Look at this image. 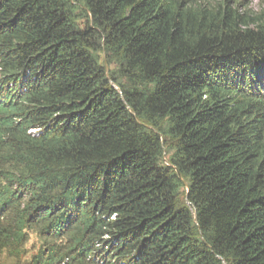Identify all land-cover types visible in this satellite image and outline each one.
<instances>
[{
	"label": "trees",
	"instance_id": "16d2710c",
	"mask_svg": "<svg viewBox=\"0 0 264 264\" xmlns=\"http://www.w3.org/2000/svg\"><path fill=\"white\" fill-rule=\"evenodd\" d=\"M238 6L0 0V257L264 264V10Z\"/></svg>",
	"mask_w": 264,
	"mask_h": 264
},
{
	"label": "rangeland",
	"instance_id": "374dc122",
	"mask_svg": "<svg viewBox=\"0 0 264 264\" xmlns=\"http://www.w3.org/2000/svg\"><path fill=\"white\" fill-rule=\"evenodd\" d=\"M234 1L235 2L237 1V3L239 4L238 7H244L247 12H252V13L254 12V13H256V12H261V11L264 10V0H234ZM103 66H104V69H107V74L106 75H108V68H109L108 65H106V63H104ZM107 78H108V76H107ZM111 84L115 88H117L116 85L113 84L112 82H111ZM164 157H165V155H164ZM27 237H28V241L25 244V249L28 252H32L34 249L37 248V246H38V240H37V238H36V236L34 234H27ZM0 260H1V263L2 264H12V261L9 260L6 256L1 257Z\"/></svg>",
	"mask_w": 264,
	"mask_h": 264
},
{
	"label": "bare ground",
	"instance_id": "6f19581e",
	"mask_svg": "<svg viewBox=\"0 0 264 264\" xmlns=\"http://www.w3.org/2000/svg\"><path fill=\"white\" fill-rule=\"evenodd\" d=\"M100 245V246H99ZM107 248V247H110V244H108L107 242H104V243H99V244H95L94 248L96 249L95 251H97V249L100 250L101 253H104V250H103V247ZM89 255H93V257H95V253L93 254H88ZM88 256H87V261L89 260L88 259Z\"/></svg>",
	"mask_w": 264,
	"mask_h": 264
},
{
	"label": "water",
	"instance_id": "95a60500",
	"mask_svg": "<svg viewBox=\"0 0 264 264\" xmlns=\"http://www.w3.org/2000/svg\"><path fill=\"white\" fill-rule=\"evenodd\" d=\"M105 73L107 74V69H105ZM147 129H150V130H152V131H154L155 133H157L154 129H152L151 127H148V126H145ZM161 141H162V138H161ZM164 155H165V152H163V160L165 161V159H164ZM179 179L181 180V178L179 177ZM181 182L183 183V185L184 186H186V184H185V182H183L182 180H181Z\"/></svg>",
	"mask_w": 264,
	"mask_h": 264
}]
</instances>
